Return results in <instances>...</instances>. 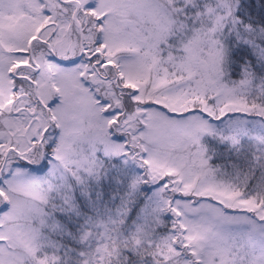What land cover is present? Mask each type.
I'll return each mask as SVG.
<instances>
[{"label":"snow or ice","instance_id":"snow-or-ice-1","mask_svg":"<svg viewBox=\"0 0 264 264\" xmlns=\"http://www.w3.org/2000/svg\"><path fill=\"white\" fill-rule=\"evenodd\" d=\"M0 264H264V0H0Z\"/></svg>","mask_w":264,"mask_h":264}]
</instances>
